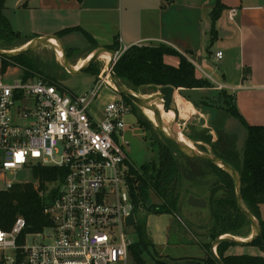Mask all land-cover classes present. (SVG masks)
<instances>
[{
	"label": "built area",
	"instance_id": "built-area-1",
	"mask_svg": "<svg viewBox=\"0 0 264 264\" xmlns=\"http://www.w3.org/2000/svg\"><path fill=\"white\" fill-rule=\"evenodd\" d=\"M234 14L231 9L229 18ZM115 54L116 61L121 52ZM215 58L221 59L222 51ZM3 62L0 56V191L25 183L17 173L32 174L36 166L64 168L65 175L48 187L56 189L43 208L50 226L20 243L23 217L0 230V264H15L18 253L21 264H129L133 240L125 221L134 205L124 130L132 113L110 85L108 66L78 94L39 77L9 79L10 67L3 70Z\"/></svg>",
	"mask_w": 264,
	"mask_h": 264
},
{
	"label": "trees",
	"instance_id": "trees-1",
	"mask_svg": "<svg viewBox=\"0 0 264 264\" xmlns=\"http://www.w3.org/2000/svg\"><path fill=\"white\" fill-rule=\"evenodd\" d=\"M4 8L5 1L0 0V48L14 40H23V44L27 43L29 39L24 40L12 31L3 14ZM223 8V5L218 2L211 11L213 35L215 22ZM87 38L90 40L88 36ZM112 46L107 48L112 49ZM165 56L176 57L178 64L167 63L164 60ZM8 65L16 66L24 77H39L51 83L57 82L53 69L45 68L32 57L31 52L12 58L4 57L3 70ZM91 65L86 71L91 68ZM113 71L131 90L143 87L156 89L170 85L184 89L209 88L216 91L218 96L228 93L224 89H215L207 78L198 77L195 66L184 55L164 44L133 45L125 49L115 61ZM122 97L126 103H131L128 98ZM228 98L229 96L226 100L228 108L226 106L227 109L216 110L220 121V125L216 127V141L212 142V137L203 133L192 132L189 138L194 142L201 141L209 145L211 153L222 158L238 172L243 202L260 226L259 235L250 244L264 250V221L259 216V205L264 203V126L244 123L233 103V97L231 96L232 102ZM228 117L237 118L248 133L247 141L240 153L235 149L236 137L223 132V123ZM166 141L167 144L160 145L155 162L144 164L140 169L131 167L127 176L135 216V234L132 235L133 241L129 247L132 264H147L142 255L147 253L148 247L153 245L146 230L147 216H141L138 213V208L142 207L147 200V191H151L161 199V210L156 208L155 211H151L152 213H167L175 218L180 184L184 181L188 184L187 189L193 188L195 183L210 181L209 196L208 199L206 198L209 212L206 236L210 242L204 243L202 247L207 253L206 264H217L209 252L210 244L215 238L225 234L234 236L250 234V221L236 204L234 181L227 172L213 163L187 157L181 154L170 140L166 139ZM199 147L201 151L207 152L204 145ZM64 175V168L36 166L32 170V176L37 184L16 183L10 189L0 191V230H9L18 216L23 217L26 226L18 237V243H20L26 234L40 232L50 226L51 221L43 214V208L46 199L53 198L56 189L48 190V187L54 182H60ZM189 194L203 196L204 193L196 194L190 190L187 196ZM230 245L233 243L221 242L216 247V253L223 264H264V259L259 256L226 254V249ZM21 259L22 255L18 253L15 264H21Z\"/></svg>",
	"mask_w": 264,
	"mask_h": 264
},
{
	"label": "crops",
	"instance_id": "crops-1",
	"mask_svg": "<svg viewBox=\"0 0 264 264\" xmlns=\"http://www.w3.org/2000/svg\"><path fill=\"white\" fill-rule=\"evenodd\" d=\"M4 1L3 14L14 33L21 37L20 32H27L21 38L28 42L45 35L59 37L65 49L81 52L75 67L91 50L115 41L122 50L133 45L169 46L195 66L198 77L221 84L232 95L244 123L264 126V0H12L9 15L14 20ZM218 2L224 8L213 35L211 11ZM231 9H235L232 19ZM216 51H222L219 60ZM164 60L178 64L176 57L165 56ZM8 66V71L21 74L16 66ZM92 76L94 82L97 75ZM61 83L55 84L75 93ZM108 98L105 94L103 101ZM259 216L264 221V203L259 205ZM166 217L163 226L155 228L148 227L146 218V230L155 247L169 264H202L206 251L199 244H190L188 236L187 241L177 238L175 243L169 242L174 218ZM241 238L237 239L248 236ZM169 247L186 252L174 255ZM226 254L264 259V250L252 244L230 245Z\"/></svg>",
	"mask_w": 264,
	"mask_h": 264
},
{
	"label": "rangeland",
	"instance_id": "rangeland-1",
	"mask_svg": "<svg viewBox=\"0 0 264 264\" xmlns=\"http://www.w3.org/2000/svg\"><path fill=\"white\" fill-rule=\"evenodd\" d=\"M10 8L8 15L13 10L14 6L12 5V0H7V4ZM10 19L14 20L12 15H9ZM23 24V22H22ZM24 29V28H23ZM21 37H23L27 32H20ZM23 45V40H14L6 43L2 48L3 50H16ZM113 51H124L120 49L119 44L115 41L112 44ZM111 49V50H112ZM66 54L68 53V60L70 64L75 65L79 59L82 57L81 52H73L65 49ZM32 57L37 59L45 68L53 69L55 72V78L57 82H63L68 88L73 90L75 93H83L88 91L93 86V76L98 75L100 70L104 66L105 58L96 59L91 68L88 71H81L78 74L70 75L63 66V59L61 62L58 60L57 51L47 43L40 45L38 48L31 52ZM19 72V71H17ZM17 72H14L13 69H9L7 73V78L14 76ZM10 79V78H9ZM61 83V84H63ZM175 88V87H174ZM129 89V88H128ZM131 90V89H129ZM156 91L158 88L155 89ZM133 93L137 94L139 97L143 98L141 94V88L137 90H131ZM175 91L181 97V100L184 103H191L196 109V113L187 118V120H181L178 118L176 122L178 130L181 134L186 136L184 132L194 133H203L212 137L211 141L214 142L217 139L216 127L220 125V121L216 115V110H223L226 108L228 99L231 101V94L227 93L223 96L217 95L212 89L203 88V89H184V88H175ZM121 96V95H120ZM122 97V96H121ZM132 115L127 116L126 121L129 122L128 127L124 130V138L128 142L126 146V153L129 160L132 163V168L140 169L144 164H151L157 159V155L160 149V145L167 144L166 138L158 130L159 125L152 123L142 112L140 106L130 103ZM228 108V106H227ZM226 108V109H227ZM165 116V115H164ZM168 123L170 122V116H168ZM176 126V125H175ZM164 132H167V129L162 126ZM192 143L194 149L201 151L199 146H205L207 153H211L209 145L198 141H192L189 136H186ZM203 152V151H202ZM16 179L24 182H34L33 176L29 170L20 171L16 175ZM210 181L204 183H195L194 187L191 189L188 188V184L184 181L180 184V192L178 195V207H177V217H175L171 224V235L169 237V242L175 243L178 238L179 241L186 240L187 237L190 238L188 241L190 244H199L203 245L204 243L210 242L207 234V226L209 225V212L207 206L203 209L201 208H191L186 204L187 192L192 190L196 194L204 193L208 199V186ZM179 188V187H178ZM206 193V194H205ZM147 200L144 201L142 207L138 208V213L141 216H147V225L150 228H155L156 226H163V223L166 221L167 217L165 213L154 214L153 211L156 208L160 209L161 199L156 197L151 191H147ZM218 196H220L218 194ZM152 211V212H151ZM160 212V211H159ZM151 213V214H149ZM175 232V233H174ZM251 233V227H250ZM176 236V237H175ZM242 236H246L242 235ZM241 236V237H242ZM185 238V239H184ZM133 239V237H132ZM169 247V250L176 253L186 252L184 249H176ZM147 264H169L167 262V256L161 252L160 249L155 247L153 244L151 247H148L147 253L142 255ZM207 253H205L202 258L201 263L206 264ZM133 261L129 256V264H132Z\"/></svg>",
	"mask_w": 264,
	"mask_h": 264
},
{
	"label": "water",
	"instance_id": "water-1",
	"mask_svg": "<svg viewBox=\"0 0 264 264\" xmlns=\"http://www.w3.org/2000/svg\"><path fill=\"white\" fill-rule=\"evenodd\" d=\"M51 37L58 41V43L61 47V53L63 55V66L70 75H75L81 71H86V69L96 59H98L104 52H108L110 54V57H111V60L108 64L109 75H110L111 81L115 85L117 92L121 96H125L131 102H133L134 104H136L140 107L141 106H148L149 108H151L153 110L155 118L159 124V127H157L158 130L162 133V135L166 139L170 140L176 146V148L178 149V151L181 154H183L187 157H191V158L207 160V161L213 163L214 165H216L217 167L221 168L222 170H224L225 172H227L231 176V178L234 181V186H235V199H236L237 207L240 209L241 212H243L245 214V216L250 221L251 235L245 240H239L232 235H220L217 238H215L210 244L209 252H210V255L215 259L217 264H223V262L219 259L218 255L216 253V247L218 244H220L221 242H230L233 244H250L259 235V232H260L259 223H258L257 219L246 208V206L243 202V199L241 196V180H240V176H239L238 172L233 167H231L227 162H225L222 158L218 157L217 155H215L213 153L202 152V151H199V150L194 149V148H190V147L184 145L178 139V137L175 133V130L173 128V126L178 121V114H177V112L173 106V94L175 92L174 87H172L170 85H165V86L159 87L157 91L153 88L143 87V88H141V94L150 95V99L139 97L137 94H135L131 90H129L121 82V80L115 75V73L113 71V66L115 64L116 54H115V51H113L107 47H101V48L95 49L94 51L91 52V53H93V55L86 64H83L78 69H74L73 68L74 66L72 64H70V62L68 60L65 48L62 45L61 40L59 39V37H57L55 35L40 36V37L34 39L33 40L34 42L31 45H29V46H27L21 50L12 51V50L0 49V56L5 57V58H12L15 56L30 53L33 50H35L36 48H38L40 45L47 43L46 42L47 39L51 38ZM156 93H159L158 96L156 95ZM160 98H162L165 105L167 107L171 108L174 112V117H173L172 123L170 125L168 135L165 134V132L161 126V120L159 117V113L153 104L154 100H157ZM223 132L227 135H234L236 137L235 149L237 150L238 153H240L242 148L244 147L246 141H247V138H248V133H247L246 129L243 127V125L241 124V122L237 118L228 117L223 123ZM184 134L186 136L190 135L189 132H184ZM186 204L191 208L203 209L207 206V199L205 196H195L193 194H189L186 198ZM125 223L128 226V228H127L128 234H130V235L135 234L134 212H131L129 214V216L126 218Z\"/></svg>",
	"mask_w": 264,
	"mask_h": 264
},
{
	"label": "bare ground",
	"instance_id": "bare-ground-1",
	"mask_svg": "<svg viewBox=\"0 0 264 264\" xmlns=\"http://www.w3.org/2000/svg\"><path fill=\"white\" fill-rule=\"evenodd\" d=\"M34 41H30L28 43H26L25 45L21 46L20 48L16 49V50H21L29 45H31ZM47 44H50L58 53V60L61 62V59H63V55L61 53V47L58 43V41L54 38H48L47 39ZM14 51V50H12ZM93 53H90L88 56L85 57V59L77 66V67H73L74 69H78L80 66H82L83 64H86L90 58L92 57ZM100 58H105L104 60V65L105 66H108L110 60H111V57H110V54L108 52H104ZM109 82H110V85L115 88V85L113 84V82L109 79ZM116 89V88H115ZM159 93H156V95L158 96ZM143 98H146V99H150V95H143ZM155 108L157 109L158 113H159V117H160V120H161V126H164L166 129H167V132H165L166 135L169 134V128H170V125L172 123V120H173V117H174V112L171 108L167 107L163 101L162 98L160 99H157V100H154L153 102ZM173 106L178 114V118L181 119V120H187V118H189L190 116H192L193 114H195L197 111L196 109L194 108V106L191 104V103H184L182 100H181V97L180 95L178 94L177 91L174 92L173 94ZM143 114L152 122V123H155L157 125L158 122L155 118V115L153 113V110L151 108H149L148 106H141L140 107ZM165 115V116H164ZM168 116H170V122L168 123ZM174 125V124H173ZM176 125V126H175ZM173 126L174 130H178V126L177 124H175ZM178 139L186 146L190 147V148H193L192 146V143L191 141L186 137L184 136L183 134H181L179 131H176L175 132ZM251 235V233L248 235V237ZM239 239H242L241 237H237Z\"/></svg>",
	"mask_w": 264,
	"mask_h": 264
},
{
	"label": "snow or ice",
	"instance_id": "snow-or-ice-1",
	"mask_svg": "<svg viewBox=\"0 0 264 264\" xmlns=\"http://www.w3.org/2000/svg\"><path fill=\"white\" fill-rule=\"evenodd\" d=\"M18 155H22V154H18Z\"/></svg>",
	"mask_w": 264,
	"mask_h": 264
}]
</instances>
